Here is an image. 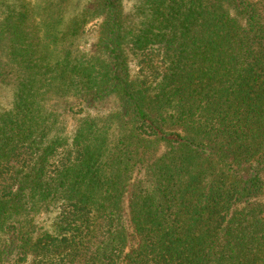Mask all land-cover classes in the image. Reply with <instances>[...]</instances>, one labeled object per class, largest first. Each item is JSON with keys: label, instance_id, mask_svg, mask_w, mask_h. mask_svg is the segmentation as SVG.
Wrapping results in <instances>:
<instances>
[{"label": "trees", "instance_id": "obj_1", "mask_svg": "<svg viewBox=\"0 0 264 264\" xmlns=\"http://www.w3.org/2000/svg\"><path fill=\"white\" fill-rule=\"evenodd\" d=\"M124 2L6 6L0 264H264V0Z\"/></svg>", "mask_w": 264, "mask_h": 264}, {"label": "rangeland", "instance_id": "obj_2", "mask_svg": "<svg viewBox=\"0 0 264 264\" xmlns=\"http://www.w3.org/2000/svg\"><path fill=\"white\" fill-rule=\"evenodd\" d=\"M15 0H0V21L6 13V6L12 3L14 6ZM33 4H36V16L37 18L45 17L46 14L50 13L53 15H61L59 24H55L56 29H60L63 26L64 20H70L72 17L76 16L82 9H89L92 7V0H65V6L62 4V0H27ZM136 0H125V17L129 23H137V19L130 16L129 14L133 10V4ZM130 16V17H129ZM58 30L52 31V33ZM97 39V27L94 21H89L87 25L81 30L78 39H75L77 47L82 53L93 54L95 50V43ZM13 91V90H12ZM4 100H8L10 96V91H0V97ZM107 107L102 108L101 112H105ZM105 110V111H104ZM71 128V126H70ZM31 264V263H29Z\"/></svg>", "mask_w": 264, "mask_h": 264}]
</instances>
